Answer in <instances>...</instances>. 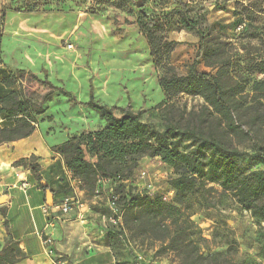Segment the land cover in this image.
Returning <instances> with one entry per match:
<instances>
[{
	"label": "rangeland",
	"instance_id": "rangeland-1",
	"mask_svg": "<svg viewBox=\"0 0 264 264\" xmlns=\"http://www.w3.org/2000/svg\"><path fill=\"white\" fill-rule=\"evenodd\" d=\"M177 1L185 3L190 18L199 22L203 43L195 32L182 28L179 14L172 13ZM140 5L151 17H162L158 36L163 42L177 43L172 50H163L156 65L136 24ZM122 19L130 23L117 26L116 21ZM196 60L198 71L210 75L222 67L218 62H225L224 68L235 82L230 85L239 84L244 91L245 108L263 110L264 99H260L263 105L254 100L263 96L256 93L255 85L264 80V0H138L136 4L122 0H0V63L13 72L23 69L41 79L47 77L58 88L37 121L59 140L105 124L85 105L92 96L109 108L129 106L142 112V121L161 132L167 124L183 129L219 128L218 117L203 98L186 94L169 98L160 86V80L171 73L186 77ZM30 80L24 75L16 88L29 89ZM241 130L245 133H240L241 141L234 136L229 140L253 155L258 140L246 134V127ZM242 165L248 173L264 171V165L252 156ZM143 170L154 176L153 198L176 209L156 213L147 208L142 224L131 230L125 225L123 207L129 192L147 194L138 178ZM173 178L159 160L148 158L131 177L112 184L123 214L122 225L110 221L111 192L101 184L95 231L115 251L120 264H187V255L216 256L224 264H264L260 244L264 221L253 218L218 184L202 186L179 205L169 184ZM70 191L73 194V189L65 194ZM8 246L14 248L11 242Z\"/></svg>",
	"mask_w": 264,
	"mask_h": 264
},
{
	"label": "trees",
	"instance_id": "trees-1",
	"mask_svg": "<svg viewBox=\"0 0 264 264\" xmlns=\"http://www.w3.org/2000/svg\"><path fill=\"white\" fill-rule=\"evenodd\" d=\"M122 1L136 4L138 0ZM140 7L136 24L149 43L156 65V58L163 50H172L177 43L163 42L162 37L158 36L163 27L162 17H151L143 5ZM172 13L181 16L184 30L195 32L200 42H204V32L199 22L190 18L185 3L177 1ZM129 23L128 19L116 21L117 26ZM198 62L196 60L186 77H179L174 73L164 76L160 80V86L169 98L180 94L203 98L218 117L219 128L183 129L167 124L161 132L142 121V112H134L129 106L125 109L109 108L92 96L85 105L93 108L105 124L71 136L65 143L53 148L62 157L73 178L81 182L82 191L88 196H95L97 192L100 193L103 183L109 185L108 189L118 196L112 184L131 177L143 158H159L175 175L169 184L176 192L177 204L185 203L189 196L206 184H218L224 193L230 194L253 218L264 221V171L248 173L242 165L249 156L264 165V109L253 106L245 108L244 91L239 88V84L230 85L234 81L224 68L225 62L217 63L222 67L216 75L198 71ZM169 71H173V68H169ZM24 75L31 79L29 89L22 86L17 89V83ZM2 83L10 92L0 99V114L6 115L11 125H0V146L31 136L38 127L37 117L47 111L46 102L58 91L47 77L41 79L35 73L23 69L11 73ZM255 91L263 96L256 97L254 102L263 105L260 99H264V80L255 85ZM242 127L247 128V135L255 136L258 140L254 145L253 155L241 151L229 140L232 136L240 139V133H244ZM189 142L188 146L182 147ZM36 161L37 158L32 156L17 162L15 166L28 168L41 183ZM42 188L44 189L43 186ZM70 195L72 192L65 194V197ZM147 208H152L156 213H161L164 209H176L167 207L160 198L129 192L123 207L126 213L125 225L131 230L136 229L137 224H142ZM260 244L261 255L264 257V234ZM19 253V249L9 248L7 242L0 255V264L15 263V254ZM186 262L224 264L216 256L201 255H187Z\"/></svg>",
	"mask_w": 264,
	"mask_h": 264
},
{
	"label": "crops",
	"instance_id": "crops-1",
	"mask_svg": "<svg viewBox=\"0 0 264 264\" xmlns=\"http://www.w3.org/2000/svg\"><path fill=\"white\" fill-rule=\"evenodd\" d=\"M11 73L12 68L0 63V99L10 92L2 82ZM0 125H11L4 114H0ZM37 126V130L28 138L0 146V198H6L5 203L0 205V255L7 242H11L14 246L11 249L20 250V257H15L13 264H54L47 254L43 232L47 221L58 213L50 208L49 214L45 215L43 207L47 205L48 192L57 205L65 197V192L73 189V194L83 205L81 219L78 213L67 215L60 221L55 219L54 226L48 230L54 239L58 258L64 264H120L115 251L104 245L95 231L97 221L94 213L100 195L89 197L82 191L62 157L53 151L67 138L59 140L45 124ZM32 156L37 158L41 183L28 168L15 166L17 162ZM147 159L143 158L140 165ZM153 159L159 160L173 174V170L159 158ZM103 186L106 189L110 187L107 184Z\"/></svg>",
	"mask_w": 264,
	"mask_h": 264
},
{
	"label": "built area",
	"instance_id": "built-area-1",
	"mask_svg": "<svg viewBox=\"0 0 264 264\" xmlns=\"http://www.w3.org/2000/svg\"><path fill=\"white\" fill-rule=\"evenodd\" d=\"M139 180L141 182L144 183V188L145 191L147 192V194L144 196L149 197V198H153L155 197V185H154V176L152 174H150L148 171H141L139 173L138 176ZM77 185L80 187L81 186V182L75 180ZM106 182V181H104ZM110 209L112 212V216L110 221L115 224V225H122V220H123V214H122V210L119 207L118 204V196L115 195L113 190H110ZM100 193L97 192L96 196H99ZM163 197V199L165 201H167V197L165 196H161ZM83 207L82 203L78 200L77 196L75 194H72L70 196H66L62 199V201L59 204H54V207H49L47 205H45L43 207V211L45 213V215L49 214V210L50 208H54L57 211V216L54 218H50L47 221V225L46 228L43 232V235L45 236L44 239V244L47 248V254L50 256V258L53 260L54 264H64V262L62 260H60L58 258V255L55 251V243H54V239L52 237V235H50L48 233V230L51 229L54 224L55 221L58 220H62V217H65L67 215H71L74 213H78V217H80L81 219V208ZM56 219V220H55Z\"/></svg>",
	"mask_w": 264,
	"mask_h": 264
},
{
	"label": "water",
	"instance_id": "water-1",
	"mask_svg": "<svg viewBox=\"0 0 264 264\" xmlns=\"http://www.w3.org/2000/svg\"><path fill=\"white\" fill-rule=\"evenodd\" d=\"M5 201H6L5 197L0 198V205L5 203ZM47 206L54 207L53 196L50 192H48V195H47Z\"/></svg>",
	"mask_w": 264,
	"mask_h": 264
}]
</instances>
